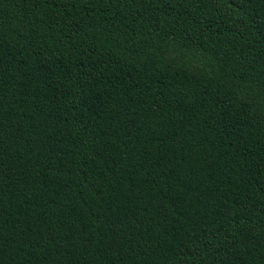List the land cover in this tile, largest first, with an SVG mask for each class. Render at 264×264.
Returning a JSON list of instances; mask_svg holds the SVG:
<instances>
[{
	"label": "trees",
	"instance_id": "trees-1",
	"mask_svg": "<svg viewBox=\"0 0 264 264\" xmlns=\"http://www.w3.org/2000/svg\"><path fill=\"white\" fill-rule=\"evenodd\" d=\"M0 264H264V0H0Z\"/></svg>",
	"mask_w": 264,
	"mask_h": 264
}]
</instances>
